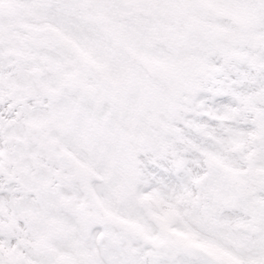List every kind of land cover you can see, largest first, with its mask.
Listing matches in <instances>:
<instances>
[{
	"label": "snow or ice",
	"instance_id": "1",
	"mask_svg": "<svg viewBox=\"0 0 264 264\" xmlns=\"http://www.w3.org/2000/svg\"><path fill=\"white\" fill-rule=\"evenodd\" d=\"M0 264H264V0H0Z\"/></svg>",
	"mask_w": 264,
	"mask_h": 264
}]
</instances>
